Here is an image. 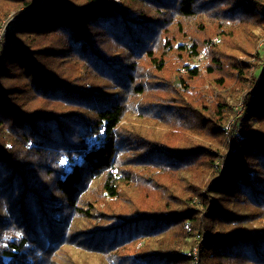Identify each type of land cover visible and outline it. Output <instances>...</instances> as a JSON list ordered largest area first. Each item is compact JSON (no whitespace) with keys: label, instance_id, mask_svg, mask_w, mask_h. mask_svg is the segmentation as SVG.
<instances>
[{"label":"trees","instance_id":"obj_1","mask_svg":"<svg viewBox=\"0 0 264 264\" xmlns=\"http://www.w3.org/2000/svg\"><path fill=\"white\" fill-rule=\"evenodd\" d=\"M12 13L0 264H264V71L241 60L261 68L264 0H0ZM141 185L154 205L107 208Z\"/></svg>","mask_w":264,"mask_h":264},{"label":"rangeland","instance_id":"obj_2","mask_svg":"<svg viewBox=\"0 0 264 264\" xmlns=\"http://www.w3.org/2000/svg\"><path fill=\"white\" fill-rule=\"evenodd\" d=\"M16 15L17 14L12 13L7 21H4V22H2L0 24V27L3 24H6V22H8L11 18L16 19V17H17ZM248 33H250V34L255 33L258 37H262V35H264V32H262L261 28L253 29L252 32H248ZM240 40L246 43L245 36L241 37ZM263 48H264V41L260 40V42L258 43L257 49H259V51H261L263 59H262V62L260 63L261 68L258 69V72L255 71L254 63L256 62V58L253 55L250 56V57H247L245 55L241 56V60L247 61V63L249 65L252 64L251 71H252L253 74H258L259 72L262 73L264 71V51H263ZM194 62H195L194 65L202 67L204 65L203 55L201 54ZM208 83H209V80L207 78L200 77L199 80H197V81H195V82H193L191 84L193 86L197 87V88L204 87L205 89H207L208 87H210L208 85ZM232 87H234L233 83H231L229 85L228 89H231ZM193 91H196V90L193 89ZM196 94H197V91H196V93L193 96H190V97L193 100H196ZM233 111L236 112V117H238V120H237L238 122L235 121L236 117L232 118L227 123V125L225 127L226 130H232L233 129L234 121H235V125H237V127L239 126L238 129H241L242 126L244 127L245 125L254 126L256 124V121H254L252 118H251V120H249L247 118V116L245 115L246 106H245L242 98L239 95L236 97L235 102L233 104ZM147 123L156 124L155 122H147ZM158 123H160V122H158ZM162 127H164L163 129H165L167 126L161 125V123H160L159 129L163 130ZM185 137L186 136L181 134V133H177V134H174V135H171V134L170 135H165V138L167 139L168 144L175 145V146L178 145L180 143V141L183 138H185ZM90 142H91L90 144L93 145V143L95 142V139H92ZM159 180H161L160 177H159ZM161 181H164V182L167 181V182H170V183L176 182L175 183L176 188L179 187V186L181 187V185H180L181 183H180L179 180L178 181H174L173 179L170 178V179H164V180H161ZM123 193H125V194L120 199L109 201V204H107V208L108 209H114L116 211L119 210L120 205H118V206H114V205H117V204H120L121 202H124V199L133 200L134 202L139 203V204H141L142 206L145 207V205H148V204H153L154 205L155 204L154 202H155V200L157 198V191L155 190V188H152L149 185H148V187H145V186L141 185L140 187L136 188V190H130V189L127 188L126 190L125 189L123 190ZM198 240H199V237H196V238L194 237L192 239L185 240V242H184V243H186V247L185 248L190 247L192 242L194 243L192 245V247H191L192 248V253L191 254L195 257V259H197V256H198V248H197V245H196L198 243ZM90 260H93V259H90ZM92 263H93V261H92Z\"/></svg>","mask_w":264,"mask_h":264},{"label":"built area","instance_id":"obj_3","mask_svg":"<svg viewBox=\"0 0 264 264\" xmlns=\"http://www.w3.org/2000/svg\"><path fill=\"white\" fill-rule=\"evenodd\" d=\"M15 19L14 18H11L8 22H6V24H3L1 27H0V43L2 42L6 32H7V28H8V25L10 22L14 21ZM92 140V139H91ZM89 140V144L91 143ZM91 145V144H90Z\"/></svg>","mask_w":264,"mask_h":264}]
</instances>
